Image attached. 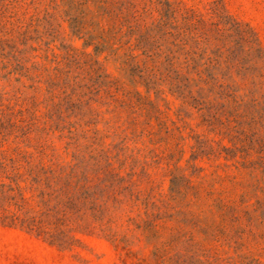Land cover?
Masks as SVG:
<instances>
[{
	"label": "rangeland",
	"instance_id": "374dc122",
	"mask_svg": "<svg viewBox=\"0 0 264 264\" xmlns=\"http://www.w3.org/2000/svg\"><path fill=\"white\" fill-rule=\"evenodd\" d=\"M2 161L0 264H264V0H0Z\"/></svg>",
	"mask_w": 264,
	"mask_h": 264
},
{
	"label": "trees",
	"instance_id": "16d2710c",
	"mask_svg": "<svg viewBox=\"0 0 264 264\" xmlns=\"http://www.w3.org/2000/svg\"><path fill=\"white\" fill-rule=\"evenodd\" d=\"M73 1V0H72ZM88 2V0H85V3ZM77 6L81 5L82 3H76ZM77 10V9H76ZM186 19L189 20V17H185ZM87 19V16H69L68 17V22L70 23V25L72 26L73 29H77L75 30L76 33L79 31L78 29L81 28L82 25L87 24V21L85 20ZM91 20V19H89ZM48 25H50L47 22ZM94 23H89L88 26H93ZM90 36L86 37L88 39V41L90 40V43H92L91 41H93L95 39L94 34H88ZM101 37V36H100ZM102 44H106L108 42V38L106 37H102ZM89 43V42H88ZM90 43L88 45H90ZM99 45V44H98ZM97 48V46H96ZM151 49V48H150ZM161 48H159L160 50ZM183 50L184 51V55L187 56V50H185V48H168L167 49V54L164 56V62L167 63V67L165 68V71L167 73V76H171L173 75V79L176 80L179 84H182L183 81L189 82L191 81L189 79V75L190 74H197L198 75V80L196 81V85L200 84L203 82L202 79V74L203 72L200 71L198 69V67H190L189 63L187 64L186 61H184L182 64L180 63L179 66H174V55H171L172 53H176ZM145 54H147V57L149 59H153L155 57V53H149L148 52H144ZM161 53H163V51L161 50ZM131 59L134 57H130ZM184 59H186V57H184ZM188 61V60H187ZM138 67L136 66L135 69H137ZM141 71V70H139ZM105 84H108V82H106ZM202 89H199V91H201ZM13 164V163H11ZM8 163L6 162H0V195L2 196V198L8 202L9 206H15L17 207L14 211H9L7 209H2L0 210V219L2 220H6L8 218L10 219H18L19 216H17V212H18V208H20V206L17 204V202H13L11 203L14 199L15 196L10 197V193H13L15 191H19L20 195H22V199H23V194H21V187L19 186V173L14 174L12 177L10 176L11 172L10 169L8 168ZM19 169V168H18ZM29 174L33 176L32 178V183H31V188L34 184H36L37 182H41L43 181V189L39 192V196L42 198V206H43V215H47L48 211H53V210H48L45 209L46 206L48 205V203L50 202V200L52 199L53 196H55L58 192H60L62 190V187L59 186L58 182L61 181L62 179V171H58L55 167L49 165H41L40 167H36V168H31L29 169ZM22 176V174H20ZM86 177V176H85ZM3 180H8L10 182V185H6L5 183H2L1 181ZM90 189V186H87L84 191L85 194L87 195L88 190ZM55 212H59V209H57V206L54 207ZM46 212V213H45ZM35 220V218L33 219ZM24 222V220H21Z\"/></svg>",
	"mask_w": 264,
	"mask_h": 264
}]
</instances>
